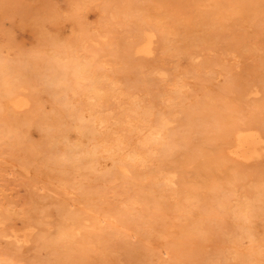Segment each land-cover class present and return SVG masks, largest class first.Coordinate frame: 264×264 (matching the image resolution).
<instances>
[{
    "label": "rangeland",
    "instance_id": "obj_1",
    "mask_svg": "<svg viewBox=\"0 0 264 264\" xmlns=\"http://www.w3.org/2000/svg\"><path fill=\"white\" fill-rule=\"evenodd\" d=\"M197 8L209 12V30L200 26ZM159 13L166 16L168 35L178 51L164 50L157 34L152 54L130 55L126 44L138 31L144 28L159 33ZM199 37L200 44L192 45V38ZM150 66L174 69L186 83L189 102L206 98L210 103L211 126L194 131L190 143L177 145L173 155L172 164L179 165L184 186L195 184L204 191L205 165L217 181L233 173L264 177V151L260 158L246 162L233 154L231 135L223 136L228 129L235 133L248 130V126L264 135V0H0V89L16 76L29 86L13 92V96L35 100V136L51 132V110L55 98L64 91L63 80L78 91L92 88L96 85L94 76L102 75L106 80L100 84L101 91L109 92L107 82L113 78L119 82L116 91L120 96H139L146 86L153 95L161 88L157 73H152L147 83L136 79ZM41 78L57 83L42 85ZM105 104L107 110L116 107L112 99ZM156 108L162 111L160 103ZM25 110L11 111L31 113L29 108ZM176 124L181 137L187 132L186 126ZM44 161V152L32 150L29 144L14 146L0 140V264H59L56 257L61 258L60 264H144V242L138 245L133 234L136 230L142 233L148 221V228L160 229L163 234L168 229L174 231V240L185 244L177 252L186 254L191 248L180 226L161 224L155 207H129L125 201L132 190L127 187L137 180L118 179L92 188L93 201L101 204L102 213L107 212L110 218L105 222L100 217L92 232L89 225L95 219L82 210V222L88 225L80 229L82 239L75 236L74 243L60 241L54 252L44 241L47 224L52 233L59 229V222L63 226L60 202L72 201L55 188L62 177L47 169ZM79 192L75 190L72 197ZM197 200L204 203L202 196ZM121 214L129 218L124 220ZM117 219L116 224L125 223L121 230L128 232L126 238L120 236L116 224H110ZM177 222L185 225L189 220ZM257 224V231L264 235V219H258ZM127 241L136 245L135 252L127 251L131 246ZM163 257L168 256L164 253Z\"/></svg>",
    "mask_w": 264,
    "mask_h": 264
},
{
    "label": "bare ground",
    "instance_id": "obj_2",
    "mask_svg": "<svg viewBox=\"0 0 264 264\" xmlns=\"http://www.w3.org/2000/svg\"><path fill=\"white\" fill-rule=\"evenodd\" d=\"M196 10L201 14L198 19L200 26L209 30V12L200 8ZM126 14L130 15L128 11ZM157 16L159 33L144 28L138 31L126 44V51L130 55L152 54L155 49L154 36L157 34L164 50L178 51L168 35L170 29L165 26L166 16L163 13ZM191 41L192 45L200 44L202 38H192ZM184 54L189 56V53ZM152 73L161 77L160 89L150 95L148 91L151 89L146 86V91L139 96L126 98L116 91L119 82L113 78L107 82L108 93L100 89V84L106 80L102 75L94 76L96 85L92 88L78 91L63 80L61 84L64 91L55 98L51 110L54 124L48 135L33 134L34 127H37L33 118L35 100L13 96V92L29 87L19 76L0 89V140L4 139L14 146L29 144L32 150L44 152L45 167L62 177L61 181L54 184L55 188L62 197L72 201V204L60 202L64 225L59 222V229L52 233L50 224H47L44 241L56 252L60 241L74 243L75 236L82 239L80 229L88 226L82 222V210L89 211V217L95 219L89 225L95 232L102 220L100 217L106 222L110 215L102 213V205L93 201L92 188L99 183L118 179L131 183L137 180L127 187L128 191L132 190V194L128 195L125 203L129 207H155L159 212L156 218L161 224L180 226L182 237L191 242L186 254L177 252L185 244L174 240V231L168 229L163 234L160 229L148 228L151 223L148 221L142 233L136 230L133 234L138 245L144 242V264H224L226 261L233 264H264V235L257 231L258 219H264V177L250 178L247 174L233 173L217 181L212 179L208 172L209 166L205 165L202 167L207 170L204 171V191L195 184L184 186L179 165L172 164L175 161L172 160L173 155L177 145L190 143L194 131L199 128L208 130L211 126L210 103L206 98L197 103L186 100V83L174 69L169 71L163 67L156 70L150 66L136 79L147 83ZM40 83L51 86L57 81L41 78ZM89 99L93 101L89 102ZM109 99L116 107L107 110L105 103ZM158 103L162 111L156 108ZM25 108H29L31 113L21 115L11 111L19 112ZM180 114L184 116L179 117ZM176 122L186 126L187 132L181 137H178ZM249 128L235 133L233 129H228V133L223 135H231L233 154L246 162L260 158L264 151L262 131ZM75 190L80 192L72 197ZM199 196L204 198V203L198 204ZM167 198L170 200L168 203L165 202ZM71 205L75 208L72 209ZM120 216L124 220L129 218L123 214ZM181 219H188L189 223H178L177 220ZM116 221L118 219L110 224H116ZM38 222L44 223L42 219ZM122 223L116 224V227L120 236L126 238L128 232L126 234L121 230L125 225ZM229 224L231 230L227 229ZM127 242L131 244L127 251L135 252L136 245ZM164 253L167 258L163 257ZM55 261L60 264L61 258L56 257ZM50 263L47 261L45 264Z\"/></svg>",
    "mask_w": 264,
    "mask_h": 264
}]
</instances>
